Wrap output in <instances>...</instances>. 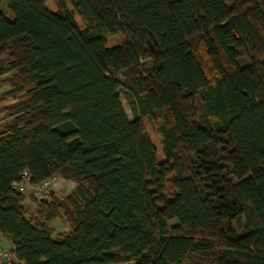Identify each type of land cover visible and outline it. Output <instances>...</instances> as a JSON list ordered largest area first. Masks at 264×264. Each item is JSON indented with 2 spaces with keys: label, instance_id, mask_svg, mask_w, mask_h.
<instances>
[{
  "label": "trees",
  "instance_id": "trees-1",
  "mask_svg": "<svg viewBox=\"0 0 264 264\" xmlns=\"http://www.w3.org/2000/svg\"><path fill=\"white\" fill-rule=\"evenodd\" d=\"M48 1L0 0L15 261L264 264V0ZM23 171L73 188L40 201L12 187Z\"/></svg>",
  "mask_w": 264,
  "mask_h": 264
},
{
  "label": "rangeland",
  "instance_id": "rangeland-1",
  "mask_svg": "<svg viewBox=\"0 0 264 264\" xmlns=\"http://www.w3.org/2000/svg\"><path fill=\"white\" fill-rule=\"evenodd\" d=\"M46 8L48 10L56 9L55 0H49L46 4ZM76 20L79 23V25L82 27V21L78 15H76ZM120 41H121V34H116V35L106 37V45L108 47L117 45L120 43ZM7 90H8L7 87H3L0 89V91H7ZM9 102H11V99L0 100V107L4 104L9 103ZM121 103H122V106L126 112L127 117L129 119H132L131 109H130L129 104H128V102L125 99V96L123 94H121ZM1 120H2V115L0 114V121ZM143 123H144V126H145L147 132L150 135V138H151L155 148L157 149V162L164 161L165 157H164V154L162 153V150L160 148V143H159V140H158L156 133L154 132L153 128L150 126L149 122L146 119H143ZM55 183H56V181L51 185L52 186L51 187V190H52L51 195L56 194L60 197H63L64 194L68 193L69 188H70V190L73 188V183L71 181L62 180L64 187L62 186V189L55 191V190H57V188L54 186ZM29 191L30 190H26L25 194L29 195V193H30ZM24 202L26 203V205L29 207L30 210L35 209L36 205H34V203L31 201V199L28 198ZM51 226H53L55 231L62 230V229L67 230V226L62 223L60 218H56V219L52 220ZM0 242L3 244V246L6 247V242L4 241L2 236H0ZM120 264H132V263L126 262V263H120Z\"/></svg>",
  "mask_w": 264,
  "mask_h": 264
},
{
  "label": "built area",
  "instance_id": "built-area-1",
  "mask_svg": "<svg viewBox=\"0 0 264 264\" xmlns=\"http://www.w3.org/2000/svg\"><path fill=\"white\" fill-rule=\"evenodd\" d=\"M62 181L59 176H53L50 179L44 180L41 183L36 185H30L29 183V174L26 171L21 173L20 180L14 182L12 187L19 192H25L26 190H30L37 199L40 201H44L46 203H50L51 197V185L54 182ZM0 264H23L22 262H16L13 253L10 250V247H5L0 242Z\"/></svg>",
  "mask_w": 264,
  "mask_h": 264
},
{
  "label": "crops",
  "instance_id": "crops-1",
  "mask_svg": "<svg viewBox=\"0 0 264 264\" xmlns=\"http://www.w3.org/2000/svg\"><path fill=\"white\" fill-rule=\"evenodd\" d=\"M64 184L62 183V181H57L55 184H54V186L57 188V190H55V191H58V190H60V189H62V186H63ZM64 187V186H63ZM69 191H70V188L68 189ZM68 191V192H69ZM65 195V194H64ZM3 239H4V241L6 242V247H8L9 246V241L6 239V238H4L3 237Z\"/></svg>",
  "mask_w": 264,
  "mask_h": 264
}]
</instances>
